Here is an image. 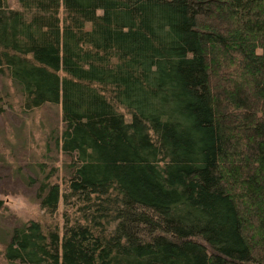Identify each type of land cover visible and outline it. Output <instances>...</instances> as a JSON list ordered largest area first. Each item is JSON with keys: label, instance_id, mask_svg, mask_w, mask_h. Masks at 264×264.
Segmentation results:
<instances>
[{"label": "trees", "instance_id": "1", "mask_svg": "<svg viewBox=\"0 0 264 264\" xmlns=\"http://www.w3.org/2000/svg\"><path fill=\"white\" fill-rule=\"evenodd\" d=\"M0 0V76L58 106L66 176L4 264H264V0Z\"/></svg>", "mask_w": 264, "mask_h": 264}, {"label": "rangeland", "instance_id": "2", "mask_svg": "<svg viewBox=\"0 0 264 264\" xmlns=\"http://www.w3.org/2000/svg\"><path fill=\"white\" fill-rule=\"evenodd\" d=\"M5 1L8 7H17L15 0ZM61 128L58 106L24 113L17 89L0 76V244L24 222L48 223L35 192L49 173L51 183L66 176V159L55 145Z\"/></svg>", "mask_w": 264, "mask_h": 264}]
</instances>
